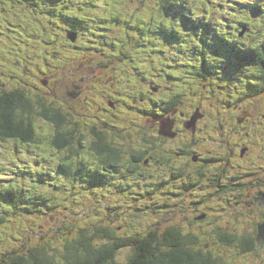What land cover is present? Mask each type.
<instances>
[{"label":"rangeland","instance_id":"obj_1","mask_svg":"<svg viewBox=\"0 0 264 264\" xmlns=\"http://www.w3.org/2000/svg\"><path fill=\"white\" fill-rule=\"evenodd\" d=\"M122 1L109 0L107 2V0H104L95 7L96 9L92 12L96 17H99V21L94 19L91 22V31L96 33L99 32L100 37L98 38V43H94L92 47L84 46L86 50L85 53L90 52L89 55L81 57L84 58L82 60H75V62H77L75 66L77 69L79 68V70H81L79 71L80 73L70 71L66 74L71 64V62L67 61V68L61 72L63 76L65 74L66 76H64V78L61 76V78H63L61 82L59 77L60 73L57 74L58 68L53 65L54 58L49 57L47 60L45 54L47 51L56 53L60 57L61 52L57 50L58 42L62 39L66 40V42L67 39H71L72 35L69 33L70 28L68 29L70 26L69 18H65V15L68 16V14L62 12V6H60L58 10V4L55 2L53 3V0H25V2L24 0H6V8L9 12L5 13L4 18H0V24L2 20V27H0V70L3 68L6 69L7 72H19L22 78H16L34 86L36 92L30 94L26 90L24 83H19L14 79H10L9 82H6L5 78L10 75L5 76L3 74H1L0 77V87L12 86L13 90L23 91L31 100L34 96L43 95L46 98L45 100L49 102L51 98H54V96L56 97L53 93L63 95L65 91L69 89V86H67L58 90L57 88L60 89L62 84L71 85L79 80L84 85V94L91 103H94L96 98L97 100L102 99V93L110 91L115 94L120 92L124 87H130V90H128L130 92L125 93L130 94L135 92L132 96L136 95V93H138L137 89L141 88V86L139 85V80H137V78H139V73L137 72L136 77L132 76V73L135 71L133 67L140 68L142 71H149L154 66V62H156L163 72V77H165L166 74L181 76V72H183L184 69H186V73L189 68L196 66H187L188 64H198L199 57L201 55H207L208 58L213 59L212 61L218 63V65L211 67L217 69L214 71L213 76L219 79L221 76L225 77L228 76L227 74L231 73L230 70L224 66L227 59L225 54L226 47L236 44L237 46L249 47L252 41L258 43L264 42V14L252 16L248 21V30L244 36H239L240 29L237 21H245L244 11H239V17L235 19L234 16L229 15L232 13L233 7L227 6L225 10L223 9V15L213 12L211 15H216L218 18H216L213 24L211 23V26H208L211 30H207L206 23L203 25L201 24L199 29L187 28L181 21L176 22L177 24L175 26L171 25L172 18H175L163 7L162 10L157 8L155 2H151L154 7H156L151 10L147 6L139 9L140 7L135 6L134 0H126L121 4ZM240 1L243 2V0ZM116 3H120L121 6H124V9H121V15L126 19L124 22L120 19L112 21L113 16L109 19L111 22H108V20L104 18L106 14L109 16L112 13H119ZM234 3L235 1L233 0L231 4L234 5ZM261 3L264 5V0H261ZM2 5L5 6V3L3 0H0V11L3 9ZM204 6H206V4L201 1L199 4L194 3V9L197 10L198 13L195 15V20H193V22L199 24L201 21L207 22L208 20H213L208 15H205V11L200 10ZM43 12L45 13L43 14ZM103 12L106 14L101 17L100 15ZM219 18H222L223 21H219ZM55 19L57 23H55ZM147 19H150V22H148ZM58 21L61 23L60 26L58 25ZM64 22L66 23V27H64ZM146 23H150V25L146 27ZM162 23L167 27V31L165 32H161L159 29ZM61 27H63V29H61ZM145 27L147 30L154 29L158 33L154 35V32H150L143 39L142 33ZM129 33L133 35L134 41L129 40ZM217 35H222L228 42L219 41V39L216 38ZM180 40L182 42H180ZM66 46H70L68 42ZM178 46L181 48L180 54L177 53ZM69 48L63 49V58L61 59L63 62H65L67 58L75 57L74 54L68 53ZM193 48L195 51H193ZM229 49L231 50L230 47ZM93 55V58H89ZM107 56H109V58ZM121 57H125V63L123 65L122 62L118 60V58ZM90 59L92 60L88 61ZM107 60L112 61L109 64L110 68H107V70L101 68L99 65H95L97 62ZM48 63L52 64L50 71L44 66ZM178 64H180L181 68L175 72L173 69ZM93 67H97L99 70L95 74L91 71ZM41 68L46 69L48 72L55 71L54 74H57L53 75L51 79L58 85L49 90V92L46 90L45 86L42 87L40 84L33 82L35 75H38L35 77L37 80L45 76V74L41 72ZM218 68L220 72H217ZM39 72L41 73L39 74ZM109 75H113V79L107 82L110 79ZM83 76L84 78H82ZM80 78L82 80H80ZM140 81H142V79H140ZM93 84L96 87L103 86L105 88L101 87L102 90H98L92 86ZM207 84L209 86L202 88L198 83L195 84L194 88L204 101H208L210 95L215 94L219 96L222 90L229 93L228 89L218 87L216 80L215 82ZM166 85L169 86L168 84ZM112 86L116 88L110 90L109 88H112ZM172 86H174L175 90H178L177 84L174 83ZM153 89L155 90V88ZM48 93H51L50 97ZM63 97L64 100H60L61 98L59 97L56 98L65 105L63 106L61 104L62 108L70 111L73 109L71 106L76 103V101L73 100V98L72 100H67L65 96ZM186 104L190 103L184 97L183 106ZM239 105L241 107L239 111L237 109L220 111L218 119L234 120L239 115L245 119L264 121V96L258 98L257 101L250 105V110L242 103ZM82 108L83 109L79 110L81 114H84V117L82 116L80 119L81 124L84 126L90 124L99 131L104 130L109 132L107 134L114 143L119 145L122 149L126 148L123 146H126V143H124L123 139L121 137L119 138L117 134L119 132L124 134L126 130L129 133L131 130H136L132 128L133 124H131L130 121L134 120V118L139 120L137 118L138 114L135 115L134 112L125 114L122 112L119 114V122L114 121L112 124L104 127L102 121L104 119H113L115 113L109 112L108 118H106L107 116L100 119L92 118L96 115L97 109H91L89 105H85V109L82 105ZM39 123L40 124L37 125V135L43 139L46 127L50 123L46 119L39 120ZM262 131H264V123L260 132ZM129 133L126 134V137H133V141L138 142V137H134V135ZM241 133L246 136L245 131ZM235 135H237V133H235ZM242 139H245V137ZM45 144V141L42 140L39 141V143H32L35 148L27 146L23 151L17 148L16 154L21 155L18 161L11 162L8 159L6 160L5 156L13 158L11 153H15V149H12V147L16 144L7 141L0 143V185L2 187L8 184L11 185V181L15 179H23L25 181V175L30 174V169L34 168L35 165V170L39 172H36V176H39L37 179L43 182L35 187V191H41L45 194L47 186L50 197H58L59 200L41 204L38 202L37 198H33L29 204L34 209L33 212L20 215L18 213H12L15 211H10L6 223L0 227V258L3 257L5 253L13 252L14 250L29 252L31 249H42L45 247L46 249H50V252L55 255L56 260L62 263L68 261V259H74L75 256L73 254H76V251H71L67 256V248L69 244L80 239L81 235H70L65 232L66 227L70 229L68 226L69 224H67V218L69 220L72 218L79 219V222L75 221L77 226L82 227L87 232L91 230L96 231L98 227L104 226L105 228L110 227L116 230L121 238L129 239L133 237V233L129 228L130 224L133 223L139 229L144 228V233H147L158 221L166 220L170 217L169 213L160 211V206L169 204L167 210H171L173 207H171L170 204H174L178 200L172 193H168L166 187H164L157 196L159 205L157 210H142V212L138 214L135 207L123 203L131 199L134 191L126 190L128 197L124 198L121 196L123 200L120 199L121 197H119L118 200V194H116V199L114 200L111 197L113 194H110V191H106L107 188H103V190L98 185H95L94 189L88 188L90 183H88L87 180L91 178L88 176L90 172L89 169L83 172L81 171V173H76L78 179H76L75 182H70V184H66L65 187H60L61 183L68 179L63 177L57 180L55 174L47 177L49 169H52L53 166L49 168L48 163L43 164L42 160L37 162L41 157L39 151L42 145ZM161 145L163 144L161 143ZM164 146L167 151L169 150V155H174V153H172V148L177 149L176 142H171ZM20 147L23 148V145H20ZM25 151H28L30 156H26L24 154ZM89 156L90 155H87V157ZM233 160L236 167L240 168L238 158L234 157ZM252 160L253 164L251 166H258L261 168L262 165H264V154H259L256 150ZM38 165H41V167L38 168ZM58 169L60 170L59 165ZM165 169L167 168H164V170ZM149 171L159 172V167H153L149 169ZM41 173L45 174V176L43 177ZM102 177L104 178V176ZM45 178H50V181H47V185L45 183ZM29 181L27 177L25 183L33 189L36 183L32 186ZM179 202L183 201L179 200ZM86 206L89 207V209H86ZM113 206H118L119 209H117V212H123L121 218L114 213L113 209H108V207L112 208ZM11 209L13 210V208ZM108 212L111 213L115 220L107 217ZM225 219H227V217ZM243 221L247 223L249 218L244 216ZM70 222L73 223V220H70ZM225 224L227 223L225 222ZM208 227L213 228L214 225L211 224L208 225ZM139 229H136L135 233L138 236H143ZM196 229L200 228L196 227ZM196 229L190 226V235H193ZM216 240L197 241L193 245L201 247L205 245V252H212L213 256L220 260V264H264V246H260L258 251L245 252L239 242L230 245L223 241L220 242ZM94 243H101V239H96ZM75 248L81 250V257L88 254L85 252L83 243ZM128 255L129 250L120 251L118 257L119 262L125 263L128 260ZM73 263L77 264V260Z\"/></svg>","mask_w":264,"mask_h":264},{"label":"flooded vegetation","instance_id":"obj_2","mask_svg":"<svg viewBox=\"0 0 264 264\" xmlns=\"http://www.w3.org/2000/svg\"><path fill=\"white\" fill-rule=\"evenodd\" d=\"M234 46L235 50H230V56L224 64L231 73L219 79L213 76L217 69L211 67L218 63L211 58L200 57L198 64L187 65L196 66L187 70L185 78L168 74L163 77V72L156 62L149 71L133 67L135 71L132 76L136 77L137 72L139 73L137 80L141 86L139 90L136 88L138 93L134 96L132 95L135 92L125 93L130 92L128 91L130 87H124L115 94L110 91L102 93L101 100L96 98L95 102L91 103L84 94V85L79 80L71 85L62 84V87L69 86V89L60 100H64L63 96L67 100L73 98L76 103L71 106L73 109L70 112L78 118L84 115L79 112L83 109L82 105L84 109L85 105L97 109L96 115L92 118L100 119L106 116L108 118L109 112L115 113L113 119L102 121L104 127L114 121L119 122V114L122 112L138 114L139 120L134 118L131 124L132 128L143 136V139H140L142 149L137 152L125 150L119 153L120 163H117V166L121 168V173H111L104 161L98 163L91 161L93 168H103L108 176H113V180H107L105 187L111 190L114 196L118 194V200L121 196L124 198L128 196L126 190H132L143 201L151 203L144 209L145 211H155L159 208L157 196L166 187L168 193H172L178 201H183L170 204L173 207L171 210H167L169 206L167 204L160 206V211L169 213L170 217L158 221L148 231L157 230L159 235H163L169 229H174L181 232L182 236L196 241L259 239L261 227L264 225V165L261 168L251 165L256 150L259 154H264V131L260 132L264 121L245 119L239 115L234 120H221L218 119V114L222 110L239 111L240 103L250 110V105L264 96L262 90L264 69L258 64L251 63L249 57L236 56L237 52L240 54L245 52L246 47L237 44ZM75 60L71 61L70 58L67 60L71 64L66 74L70 71L80 73L81 70L75 66L77 63ZM118 60L122 65L125 63L124 57ZM107 61L97 62L95 65L107 70L112 62ZM67 66L68 63L64 68L59 67L57 70L61 82L66 76L61 72ZM180 68L178 64L173 70ZM91 71L95 74L99 70L93 67ZM54 72H49L50 88L58 85L51 79L53 75H57ZM217 72H220L219 68ZM109 76L107 82L113 79V75ZM215 80L218 87L228 89L229 93L222 90L219 96L213 94L208 101L202 100L194 89L195 84L199 83L202 88H206L209 86L207 83ZM174 83L177 84L178 90L172 86ZM92 86L98 90H102L103 87H96L94 84ZM113 88L116 87L112 86L109 89ZM158 97L167 98L166 105L158 103ZM184 97L190 104L183 106ZM44 101L47 105L53 106L51 99L49 102ZM61 104L58 102L56 106L64 109ZM82 126L96 134H103L105 140H108L104 144L105 147L113 149H116V146L120 147L96 127L90 124ZM63 127L67 130L71 126L65 124ZM242 131H245L246 136L241 133ZM66 134L73 136V132ZM243 137L247 141L242 139ZM171 142L177 143V149L172 148L174 155H169V150L167 151L164 146ZM234 157L238 158L240 168L234 164ZM85 159H88L87 154L74 158L77 165L75 172L91 168L89 161L83 162ZM153 167H159V172H150L149 169ZM244 216L249 218L247 223L243 221ZM107 217L115 220L113 216ZM211 224L214 225L213 228L208 227ZM190 226L200 229H196L197 231L190 235Z\"/></svg>","mask_w":264,"mask_h":264},{"label":"trees","instance_id":"obj_3","mask_svg":"<svg viewBox=\"0 0 264 264\" xmlns=\"http://www.w3.org/2000/svg\"><path fill=\"white\" fill-rule=\"evenodd\" d=\"M102 1L104 0H53V3L55 2L58 4V10L60 9L59 7L62 6V12H66V14H68V16L65 15V18H69V32L72 34L76 33V40H73V38H71V40L67 39L68 45H70L69 47L71 48L66 46L67 42L64 39L58 42L59 47L57 46V50H60L61 52L60 57L56 53L46 51L45 58L47 60L49 57L54 58L53 65H55L58 69L59 67L64 68L67 65V60H69L68 58L65 62L61 60L63 58V49L69 48L68 53H72L75 55L74 58H70L71 61L75 59L82 60L84 58L81 57L89 55L90 53H85L86 50L84 46L92 47L94 43H98L97 41L100 35L99 32L96 33L91 31V22L94 19L96 21H99V17H96L93 12L96 9L95 7L98 4H101ZM108 1L109 0H107V2ZM125 1L126 0H123L121 4H123ZM200 1L206 4V6H204L200 10L205 11V15H208L213 20H208L207 22L201 21L198 24L196 22H193V20H195V15L198 13L197 10L194 9V3L199 4ZM58 2H60L61 5ZM133 2L135 3V6L140 7L139 9L147 6L151 10L156 8L151 3L155 2L157 8H160L162 10L163 7L172 15V17L176 19L175 20L172 18L171 25L173 26L177 24L176 22L181 21L187 28L199 29L201 27V24L203 25L204 23H206L207 30H211L208 26H211V23L213 24V22L217 18L216 15L213 18L214 15L212 16L211 14H213V12L217 14V12L224 6L225 0H134ZM121 4L116 3L119 13H112L108 16L103 12L101 13V15H96H100L101 17H103L106 14L104 18L107 19L108 22H111L109 20L111 16H113L112 21L120 19L124 22V20L126 19L121 15V9H124V6H121ZM243 8L246 12L253 14V16L264 14V5L262 3L244 2ZM6 12H9V10L7 9L6 11H3L2 9L0 11V18H4ZM44 13L45 12H43V14ZM244 18L245 21L241 22V26H243V28H247V25H249V19H247L246 17ZM150 19H147V21L150 22ZM87 22L89 25L87 24ZM55 23H57L56 19ZM1 24L0 27H2ZM60 24V21H58L59 26ZM149 25L150 23H146L145 26L148 27ZM64 27H66L65 22ZM146 27L144 28V30L142 29L143 39L150 32H154V35L158 33L154 29L147 30ZM166 28V25H164L163 23L159 27L161 32L167 31ZM61 29H63V27H61ZM128 38L129 40L134 41L133 35L130 34ZM216 38L221 42H228L223 38L222 35H217ZM180 42L182 41L180 40ZM229 47L235 50L234 45H229ZM229 47H226L225 49L227 58L230 56ZM193 51H195L194 48ZM177 53H181V48L179 46ZM235 55L249 57L251 63L258 64L259 67L264 69L263 41L261 43L252 41L250 46L246 47L245 52H243L242 54L237 52V54ZM93 57L94 55L89 58ZM200 57H203L205 59L208 58L207 55H201ZM91 60L92 59L88 61ZM44 66H46L48 68L47 70L50 71L52 64L48 63ZM47 70L41 68V72H43L45 76L37 80L35 77L38 75H35L33 78V82H35L36 84H40L42 87L45 86L46 90H48L49 92V90H51L52 88L49 87V83H51V80L48 78L50 73ZM185 70L186 69L181 72V77L185 78ZM0 71H2L0 72V77L1 74L5 76L10 75L5 78L6 82H9L10 79H14L19 83H24V85L26 86V90L30 94H34V92H36L34 86L16 78H22L19 72H7V70L3 68H1ZM41 72H39V74ZM62 88L63 87H61V89ZM262 90H264V88ZM262 90L260 89V92ZM50 94L51 93H48L49 97ZM53 94L56 95V97H62V95H59L58 93ZM56 97L54 96V98H51L53 106H50L45 103L44 100L46 98L43 95L34 96V98L31 100L29 96L21 90H13L12 86H1L0 141L14 140L18 144L23 145V147L28 146L33 148L32 143H39V141L44 140L46 144L42 145L41 147L43 154V163H48L49 168L53 166L52 169H49L50 175L55 174L57 180L63 177L68 179L67 181H63L60 187H65L66 184L75 182V180L78 179V176H76L75 173H81L75 172L77 169V165L74 162V158L79 157L83 154L90 155L88 159H85L83 161H89L91 165V168L89 169L90 172L88 173V176H90L91 178L87 180V182L90 183L88 188L94 189L95 185L100 186L102 189L106 188L105 185L107 184V180H113V176H108V174L104 172L105 169L103 168H93L92 161L94 163L104 161L105 166L110 169L111 173H121V168L117 166V163H120L119 153L125 150H131L133 152L140 151L142 149L140 144V139H143L142 134L138 130H131L132 133H129L126 130V133L118 134V137H121L124 143H126V146L122 144L124 147H126L125 149H122L118 146H116V149H113L112 147H105V142H108V140H105L106 137L103 134H96L89 129H85L80 123L81 118H78V116H74L72 112L66 111L64 109H59L56 106V104L59 102ZM157 101L164 106L167 103V98L158 97ZM41 119H46L50 123L46 127V132L43 139L41 137H38L37 135V125L40 124L39 120ZM65 124H68L71 127H68V129L65 130V128L63 127V125ZM66 132H73V136L67 135ZM100 132L104 133L108 137L107 131ZM127 133L134 135V137H138L139 141L134 142L133 137L127 138ZM53 162H56V165H53ZM58 165L60 166V170L57 167ZM29 173L30 174L25 175V181L28 177L30 180L29 183H31L32 186L34 183H36L33 189L30 188L23 179L12 180L11 185L8 184L4 187L0 185V227L6 223L10 211H15L12 213H18L20 215H26L33 212L34 209L29 205L30 201L33 198H37L38 202L41 204L50 201H59L58 197L51 198L49 195V191L46 185L47 181L50 178H45L46 190L44 194L41 191H35V187L43 183L41 180L37 179L39 176H36V174L39 172L36 173L35 168H31ZM41 175H43V177L45 176V174L42 173ZM102 176L105 177V181L103 180ZM106 191L111 190L107 189ZM110 194L113 193L110 192ZM111 197L114 200L116 199V196H114V194L111 195ZM120 199H122V197ZM123 203L135 207L137 214L139 212H142V210H144L148 205L151 204L149 201H143V199H141V197L137 193H133L131 199ZM11 208H13V210ZM85 208L89 209V207L87 206ZM108 209H113L114 213L117 216H121V214L123 213L117 212V209H119L118 206H113L112 208L108 207ZM108 215L112 216L110 212L107 213V216ZM67 220V224H69L68 226L70 227V229L66 227L65 232L70 235H81L80 239H78L74 243L69 244L67 248V256L71 251H76V254H73L75 256L74 259L67 258L68 261L62 263L56 260L55 255L50 252V249H46L45 247H43L42 249H31L29 250V252H25L21 249L22 252L14 250L13 252L5 253L3 257L0 258V264H74L73 262L75 260H77V264H220V260L216 259V257L213 256L212 252H205V245H203V247L193 245L197 242L196 240H190L185 236H182L183 234L181 232L174 231V229H169V231L167 233H164L163 235H159V232L157 230L144 233L142 229H139L132 223L130 224L129 228L133 233V237L125 239L121 238L116 230L110 227H98L96 231L91 230L90 232H87L82 227L77 226L76 222H79V219H70L73 220V223L70 222L68 218ZM223 226L226 227L227 225ZM136 229H139L143 236H138L135 233ZM96 239H101V243L95 244L94 241ZM223 242L230 245H233V243L235 242H239L241 244L240 246L245 252L259 250V244L256 238H249L245 240H226ZM82 243L84 245L85 252H87L88 254L81 257V250H77L75 247ZM122 250H129V255L127 258L128 260L125 263H120L118 260L120 251Z\"/></svg>","mask_w":264,"mask_h":264},{"label":"water","instance_id":"obj_4","mask_svg":"<svg viewBox=\"0 0 264 264\" xmlns=\"http://www.w3.org/2000/svg\"><path fill=\"white\" fill-rule=\"evenodd\" d=\"M248 30V28H243V31L241 33V36H244V34L246 33V31ZM73 36V40H76V33L71 34ZM258 244L259 247L260 246H264V225L261 227V231H260V236L258 239Z\"/></svg>","mask_w":264,"mask_h":264},{"label":"bare ground","instance_id":"obj_5","mask_svg":"<svg viewBox=\"0 0 264 264\" xmlns=\"http://www.w3.org/2000/svg\"><path fill=\"white\" fill-rule=\"evenodd\" d=\"M224 39H226L225 37H223ZM24 148H26V147H24ZM105 179V177L103 178V180Z\"/></svg>","mask_w":264,"mask_h":264}]
</instances>
